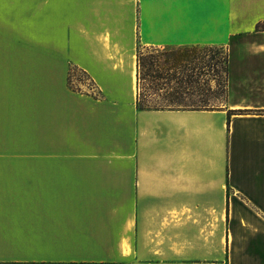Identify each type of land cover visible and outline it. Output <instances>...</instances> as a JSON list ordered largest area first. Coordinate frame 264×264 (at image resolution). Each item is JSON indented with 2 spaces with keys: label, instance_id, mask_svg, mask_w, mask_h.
I'll return each mask as SVG.
<instances>
[{
  "label": "crops",
  "instance_id": "0c3cea01",
  "mask_svg": "<svg viewBox=\"0 0 264 264\" xmlns=\"http://www.w3.org/2000/svg\"><path fill=\"white\" fill-rule=\"evenodd\" d=\"M140 47L225 49L224 106L141 108ZM246 260L264 264V0H0V264Z\"/></svg>",
  "mask_w": 264,
  "mask_h": 264
},
{
  "label": "rangeland",
  "instance_id": "374dc122",
  "mask_svg": "<svg viewBox=\"0 0 264 264\" xmlns=\"http://www.w3.org/2000/svg\"><path fill=\"white\" fill-rule=\"evenodd\" d=\"M141 70L139 73L141 104L148 108H197L201 96L196 91L199 79L198 64L210 66V77H200L207 81L210 93L206 108H221L226 97V51L218 47L160 49L140 47ZM187 51V58L180 62L181 55ZM207 69V68H205ZM209 70V69H208ZM161 74V78L156 75ZM78 80L90 84L89 79L78 70L71 72V84L79 87ZM97 93V90L92 88ZM206 99V98H204ZM240 252V253H239ZM243 256V249H236V254ZM247 261V260H246ZM243 262V260H242ZM243 264H251L249 261Z\"/></svg>",
  "mask_w": 264,
  "mask_h": 264
},
{
  "label": "trees",
  "instance_id": "16d2710c",
  "mask_svg": "<svg viewBox=\"0 0 264 264\" xmlns=\"http://www.w3.org/2000/svg\"><path fill=\"white\" fill-rule=\"evenodd\" d=\"M187 58V51L184 52L181 57L179 58L180 59V62L183 61V59H186ZM138 61H139V64H138V67H139V73H140V70H141V53H140V50H138ZM207 68V69H205ZM209 69V70H208ZM198 76H199V79L197 80V91H198V94L201 96V100L199 101V103H201L203 106L202 107H197L196 109H202V108H206V105L207 103H209V99L206 97L208 96V93H210V87L208 86V82L203 80V82H201V78L202 77H205L207 76L208 74H210V66L206 65V64H201L199 65L198 67ZM157 78H161V74H157L156 75ZM201 77V78H200ZM206 98V99H204ZM139 105L141 106V108H148L146 106H142L141 104V95H140V100H139Z\"/></svg>",
  "mask_w": 264,
  "mask_h": 264
}]
</instances>
